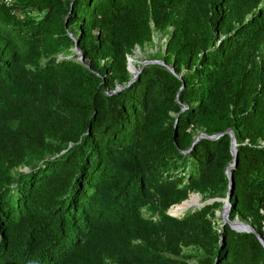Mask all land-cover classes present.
Returning <instances> with one entry per match:
<instances>
[{
    "label": "trees",
    "instance_id": "obj_1",
    "mask_svg": "<svg viewBox=\"0 0 264 264\" xmlns=\"http://www.w3.org/2000/svg\"><path fill=\"white\" fill-rule=\"evenodd\" d=\"M154 35L175 74L132 80ZM229 130L264 240V0H0V264H264L222 202L167 214L226 197L230 136L192 145Z\"/></svg>",
    "mask_w": 264,
    "mask_h": 264
},
{
    "label": "water",
    "instance_id": "obj_2",
    "mask_svg": "<svg viewBox=\"0 0 264 264\" xmlns=\"http://www.w3.org/2000/svg\"><path fill=\"white\" fill-rule=\"evenodd\" d=\"M74 51L75 53L79 56V61L83 62V57L78 49V42L75 41V47H74ZM152 63H156V64H160V65H164V62L162 61H158V60H154ZM130 67L131 66H127V70L130 74H133L134 73V69L132 67L133 70H130ZM166 68L173 74L174 73V69L170 66H166ZM139 70L136 72V74L132 75V80L137 76ZM120 88L117 87L116 91H118ZM115 93V91L113 92ZM229 135L230 138H231V147H230V152H231V155L233 156V160L230 164H228L227 168H226V175H227V178H228V181H229V184H228V190H227V194H226V197L224 199H218V200H209V201H205L203 202L202 204H199L197 205V207L195 208H200L202 206H204L205 204H208V203H211V202H214V201H219V202H222L223 205H222V210H221V227H223L224 225H229L231 229H233L234 231L236 232H245V233H252L254 234L257 239L260 241V243L263 245L264 247V240L255 232V230L248 224H245V223H242L240 222L238 219H235L234 221H230L228 219V216H229V213H230V209H231V197H232V193H233V179H232V174H231V170L235 168L236 164H237V161H236V156H237V150H236V141H235V138H234V135H233V132L231 130L229 131H226L225 133L223 134H218V135H215V136H206L205 134L203 133H200L194 140L193 142V145L192 147H194V145L201 139V138H206L208 137L209 139H212V140H215L217 138H219L220 136L222 135ZM189 152V151H187ZM184 202V201H183ZM182 202V203H183ZM167 214L173 216L171 213H170V210H168ZM237 225L239 227H237Z\"/></svg>",
    "mask_w": 264,
    "mask_h": 264
},
{
    "label": "rangeland",
    "instance_id": "obj_3",
    "mask_svg": "<svg viewBox=\"0 0 264 264\" xmlns=\"http://www.w3.org/2000/svg\"><path fill=\"white\" fill-rule=\"evenodd\" d=\"M166 41H167V36L160 38V35H154L152 43H150L149 45L143 48L135 47L132 53L127 56V66H131L134 69V73L131 75L136 74V72L140 70L142 66L152 63L154 61L152 60L153 56L158 55V54L159 55L164 54L165 48H166L165 47ZM131 67H130V70H133L131 69ZM190 196H191V199L188 202V204L190 205V208L193 209L197 207V205L203 203L202 196L199 195L198 193L190 194L189 197ZM182 207H185V205ZM180 208H177L174 211H172L174 215L172 213L171 214L175 217H181L187 211L192 210L189 208L187 211L182 212L181 210H179ZM171 209L172 208H170L169 210ZM221 210L222 209L215 211L214 223L216 226H221V223H222L221 222ZM189 260L192 264H195V261L192 260V258H190Z\"/></svg>",
    "mask_w": 264,
    "mask_h": 264
},
{
    "label": "bare ground",
    "instance_id": "obj_4",
    "mask_svg": "<svg viewBox=\"0 0 264 264\" xmlns=\"http://www.w3.org/2000/svg\"><path fill=\"white\" fill-rule=\"evenodd\" d=\"M131 69H132V67H131ZM189 208H190V205L187 203V204H185V207H182V208H180L179 210H181L182 212H185V211H187ZM170 213L173 214V212H170ZM173 215H174V214H173ZM237 227H239V226L237 225Z\"/></svg>",
    "mask_w": 264,
    "mask_h": 264
},
{
    "label": "built area",
    "instance_id": "obj_5",
    "mask_svg": "<svg viewBox=\"0 0 264 264\" xmlns=\"http://www.w3.org/2000/svg\"><path fill=\"white\" fill-rule=\"evenodd\" d=\"M13 2H14V0H5V3H7V4H11Z\"/></svg>",
    "mask_w": 264,
    "mask_h": 264
}]
</instances>
